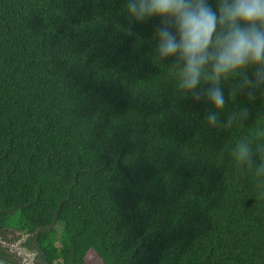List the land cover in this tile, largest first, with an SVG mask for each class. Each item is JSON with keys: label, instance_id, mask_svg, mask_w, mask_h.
<instances>
[{"label": "trees", "instance_id": "obj_1", "mask_svg": "<svg viewBox=\"0 0 264 264\" xmlns=\"http://www.w3.org/2000/svg\"><path fill=\"white\" fill-rule=\"evenodd\" d=\"M124 4L0 0V230L48 264H264V196L231 155L264 130V95L226 82L220 121L248 119L208 127L156 57L160 18Z\"/></svg>", "mask_w": 264, "mask_h": 264}, {"label": "clouds", "instance_id": "obj_2", "mask_svg": "<svg viewBox=\"0 0 264 264\" xmlns=\"http://www.w3.org/2000/svg\"><path fill=\"white\" fill-rule=\"evenodd\" d=\"M130 23L158 17L154 32L160 60L174 58L176 91L211 105L205 116L210 128L243 126L249 111L219 117L226 107L222 85L232 82L228 99L244 94L254 101L264 95V0H125ZM132 34V29H127ZM236 167L256 178L264 196V130L240 139L231 149Z\"/></svg>", "mask_w": 264, "mask_h": 264}, {"label": "flooded vegetation", "instance_id": "obj_3", "mask_svg": "<svg viewBox=\"0 0 264 264\" xmlns=\"http://www.w3.org/2000/svg\"><path fill=\"white\" fill-rule=\"evenodd\" d=\"M41 256L40 248L29 233L11 228L0 230V264H48Z\"/></svg>", "mask_w": 264, "mask_h": 264}, {"label": "rangeland", "instance_id": "obj_4", "mask_svg": "<svg viewBox=\"0 0 264 264\" xmlns=\"http://www.w3.org/2000/svg\"><path fill=\"white\" fill-rule=\"evenodd\" d=\"M91 264H100V263H99V261L96 260V258H92Z\"/></svg>", "mask_w": 264, "mask_h": 264}]
</instances>
